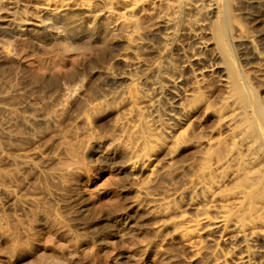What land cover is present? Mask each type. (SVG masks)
Here are the masks:
<instances>
[{
	"label": "bare ground",
	"instance_id": "6f19581e",
	"mask_svg": "<svg viewBox=\"0 0 264 264\" xmlns=\"http://www.w3.org/2000/svg\"><path fill=\"white\" fill-rule=\"evenodd\" d=\"M262 20L264 0H0V69L10 57L42 52L55 60L40 69L63 81L54 107L33 114L11 101L15 87L0 84V162L13 167H0V192L36 164L31 148L17 144L29 137L16 124L27 131L58 123L69 159L79 161L83 145L69 134L83 120L85 146L116 153L112 163L133 170L152 167L141 184L155 197L150 213L163 216L133 264H181L185 252L188 264H264V28L255 30ZM158 152L159 163L169 156L170 167L182 169L177 180L155 168ZM56 169L42 171L47 186L61 179ZM50 195L27 196L19 209L34 221L55 215Z\"/></svg>",
	"mask_w": 264,
	"mask_h": 264
},
{
	"label": "rangeland",
	"instance_id": "374dc122",
	"mask_svg": "<svg viewBox=\"0 0 264 264\" xmlns=\"http://www.w3.org/2000/svg\"><path fill=\"white\" fill-rule=\"evenodd\" d=\"M263 28H264V20L260 21L257 24V26L255 27V30L260 31ZM44 59H46V60H44ZM54 60H55V58H52V56L50 54H44L42 52H39L37 54L29 55L26 57L25 56L23 57L22 55H20V57L16 56V58L10 57V58L2 61L5 63V65H4L5 68L3 67L0 69V73H1L0 74V84L4 83L6 85H10V86H12V88L15 87L14 89L18 90L17 92H20V93L16 92L14 94L15 96H13L11 101L12 102L14 101L16 103L23 101V104L25 107L23 106L22 110L25 113L33 114L34 112H36V110H35L36 107L38 108L39 106L44 108V109H46L45 106L48 107L49 109H52L54 107V104H55L54 101L57 99L56 96H57V94L60 90V87L62 85V82H63L62 78L60 76L61 74L56 72V71H51V70H45L44 71V70L40 69L41 66H48V65L52 64L54 62ZM263 77H264V74L262 75V81L264 82ZM59 79H60V81H59ZM57 80H58V83H55V81L57 82ZM79 82H78V85L79 84L80 85L78 87H82V85H81L82 82H80V83ZM80 89H82V88H79L77 90L76 94L73 93L75 90L73 92H70L71 94L73 93L74 95L73 94L69 95V99H70L69 101H71L75 96L79 95ZM262 93L264 96V89H263ZM37 94H39V95H37ZM17 95H18V98H20V101H19V99L17 100V97H16ZM52 95H53V97H52ZM26 106H28V107H26ZM24 108H26V109H24ZM76 121L73 122L74 127H72L73 129H72V131H70L69 138L73 139V142L76 140L75 141L76 144L82 143V145H83L82 148L80 149L81 153H79L78 156L76 157V159L79 158L78 159L79 161H72L69 159V158H71L72 154L69 150H65V149H67V147H66L67 144L65 145V142H63L62 134H60L58 131L59 130L58 123H56L57 124V126H56L55 123L50 121V123L52 122V124L49 125V123H48V126H46V124H40V125L36 126L34 129L27 130V131H26V129H23L24 126L20 123H18L14 126L15 131L26 132V135H28L29 138L26 141L17 142V144L20 143L18 145L25 146V147L29 146L27 148H29V149L31 148L29 150V152L31 150H32V152H30L29 154L31 156H33V159L36 163L34 166L37 168L28 167V168L22 169L23 171H21V172L19 171L20 174L18 171L17 172L15 171L17 174L14 173V176H15L14 180H16V181L12 180L13 181L12 183H11V181L8 182V186L10 184L11 188L9 186L8 188H10V189H8V191L0 192V198H1V200H0V207H1L0 208V210H1L0 211V216H1L0 220L3 221L2 223L0 221V223H1L0 229H2V231L0 230V237H1L0 238V264H30V263L31 264H51V262H52V264H133V262L136 261V258L134 256L135 252H139L142 255H146V253H145L147 251L146 245H145L146 242L144 244V242H141V241H144L146 239L148 240V239L153 237V233H154L153 227H156V225H157L155 222L159 218H161V216H163L160 214L154 215L153 213H150L156 204V202L151 201L155 197L152 195L147 196V191L149 190V188H148L149 183H148V186H146V187H144V185H147V184H144V185L141 184L142 179L147 180V178L149 177V174H150L152 167L147 166L148 168L144 167L143 169H141L139 167V168H135L133 170V169H130L131 167L129 165H126V164L123 165V163H120V164L119 163H112V161H114L119 156L116 153L113 154L111 152L110 153L109 152H103L101 149H100L101 150L100 151L99 148L90 149L89 146H85V143H83V142L86 141V138L83 135L82 131H83V129L85 130L86 123L83 120H78L77 121L79 123L78 124ZM54 125L56 127H58V129ZM50 126H51V129H50ZM74 129H77V130H74ZM49 130H51V131H49ZM43 131H45V132H43ZM49 132H50V134H49ZM73 132H74V134H72ZM38 133L42 134V135H39ZM52 135H53V137H56V138H53ZM76 138H78V139H76ZM39 139H42L43 141L42 140L40 141ZM52 139H54V140H52ZM49 141L51 142V144ZM27 143H29V144H27ZM34 145H35V147H34ZM61 145H62V147H61ZM42 147L45 150L42 149ZM59 147H61V148L58 149ZM36 148H37V150H36L37 152H35ZM57 150H59V151L57 152ZM194 150H195V146H190L187 149V151H185L184 153H191ZM85 154H87V155H85ZM43 155H44V157H42ZM58 155H59V158H58ZM34 156H36V157H34ZM81 156H83V157L81 158ZM155 156H157V157H154V159H153V160H155L154 164L157 165V167H155V168H158V170H160V171L162 170L161 172L165 173L166 177H170L174 180H177L179 178V173L182 172V169H178L179 170L178 171V170H174L175 169L174 167L173 168L170 167L169 163L172 162L171 157L170 158H169V156H168V158L165 157V159L161 163H159L158 158L161 157V152H158L157 155H155ZM37 157H38V159H37ZM46 157H48V158L50 157V158L48 159ZM85 157H86V159H85ZM97 157H99V158L97 159ZM88 159H89V161L91 160L90 163H89ZM58 160H59V162H58ZM3 161L0 162V167H2V168L4 167L5 169H7V167H9L8 169L13 168L10 161H8V160H3ZM37 161H40V163H39L40 165L38 164ZM67 161H70L72 164L69 162L66 163ZM81 161H83V162H81ZM57 162H58V164H57ZM62 162H64V163H62ZM7 163H8V165H6ZM44 163H45V165H43ZM84 163H89V165L84 164ZM95 163H97V164H95ZM115 164H117V165H115ZM83 165H86V166H83ZM73 166H75V167H73ZM90 166L92 167V169L89 168ZM58 167H59V169H56ZM68 167H71V168L68 169ZM52 168L56 169L53 172L55 174V176H57V175H58V177L61 176V179H60V177L58 179H57V177L53 180L50 179L51 182H53V183H52V185L47 186V181H45L46 179L43 177L42 171L47 170L46 172L51 171V173H52V171H53ZM61 168H63L62 169L63 172L61 171ZM164 168H166L168 170H166ZM30 169L33 171L30 172ZM93 169H96V170H93ZM59 170H60V172H59ZM170 170H172L173 172ZM169 171L171 173L168 174ZM176 171H178V172H176ZM64 172H66V173H64ZM29 173H31V175H29V177H28ZM38 174H39V177H38ZM63 174H65V176ZM23 175H24V177H23ZM62 176H64V178H62ZM151 177H154V176L151 175ZM37 178H38V180H37ZM137 178H138V181H137ZM64 179H65V181H64ZM42 180H44V181H42ZM55 180H56V182H54ZM40 181H42V182H40ZM23 182L24 183L26 182V183L24 184ZM45 182H46V184H45ZM138 182H139V184H138ZM37 184H39V185H37ZM16 185H18V189H17ZM13 187L16 189H14ZM51 188L52 189L55 188V190H52ZM56 188H57V190H56ZM23 189H25V190H23ZM31 189H33V190H31ZM38 189H39V191H38ZM58 189H60V191H58ZM146 189H148V190H146ZM9 190L13 191V192L15 191L14 194H12L13 192H11V194H10ZM17 190H20L21 192H23V191L27 192L28 190L29 191L27 193H25V192L21 193L20 191H17ZM47 190H48V193H47ZM54 191H56V192H54ZM8 192H9V194H6ZM19 192H20V194H19ZM29 193H30V195H29ZM50 193L56 199L54 202H52L55 204V207L58 208V212L55 213V215H54V213H52V214L48 215V218L46 217L45 219H43L41 221H37V220L34 221L33 217H31L30 215L27 216L25 211H22L19 209L23 203L25 204V202L27 200H30L32 197L41 196V195L43 197L44 196L47 197V196H51ZM18 194H19V196H18ZM15 195H17V196H15ZM17 197H18V199H17ZM150 197H151V199H150ZM57 198H60V199H57ZM14 199H16V200H14ZM21 200L22 201L24 200V201L21 202ZM11 202H13V203H11ZM61 202H62V204H61ZM147 202H148V204H147ZM144 203H146V204H144ZM11 207H12L14 212L12 211ZM15 211L18 213L16 214ZM188 211L193 212V210L190 208H188ZM4 212L7 214H5ZM10 212H12V213H10ZM20 212H21V214H19ZM23 213H24V215H23ZM3 214L6 215L7 217L4 216ZM10 214H12V215H10ZM59 214L64 215V216H60ZM25 215L27 218L25 217ZM52 215L54 217H52ZM11 216H14V217L12 218ZM82 216H84V217H82ZM7 218H9V220H7ZM60 218H62V219H60ZM148 218H150L153 222ZM21 219H22V221H20ZM23 219H25V220H23ZM28 220H30V221H28ZM13 221H15V222H13ZM50 221H52V222H50ZM5 223L9 224V225H6ZM15 224H17V225H15ZM154 224H155V226H154ZM60 225H61V227H60ZM24 227H26V228H24ZM84 228L85 229L87 228V229L85 230ZM22 230H23V232H22ZM65 230H66V232H65ZM3 232L4 233L7 232V233L3 234ZM22 234H23V236H22ZM20 235H21V237H20ZM130 235H132V236H130ZM10 236H13V237H10ZM127 237H129V238H127ZM19 238H21L20 242L18 241ZM23 238H25V239H23ZM83 238H85V239H83ZM72 239H74V240H72ZM80 239H83V240H80ZM155 239H157V238H155ZM159 239L158 240L160 241V244H161L163 241L161 238H159ZM168 241L172 245L173 244L177 245V243H178V241L174 240V239H168ZM9 243H11V244H9ZM17 243H19L20 245ZM86 248H87V250H85ZM70 255H72V256H70ZM187 255L189 256V253L185 252L184 256L182 257L181 264H188L189 263V258ZM20 257H22V258H20ZM157 257H158V255H157ZM160 259L161 260L163 259L162 256L160 257Z\"/></svg>",
	"mask_w": 264,
	"mask_h": 264
}]
</instances>
